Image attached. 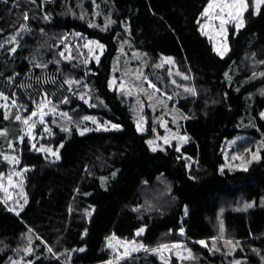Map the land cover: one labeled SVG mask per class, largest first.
I'll use <instances>...</instances> for the list:
<instances>
[{
  "label": "trees",
  "instance_id": "16d2710c",
  "mask_svg": "<svg viewBox=\"0 0 264 264\" xmlns=\"http://www.w3.org/2000/svg\"><path fill=\"white\" fill-rule=\"evenodd\" d=\"M208 1L0 0V81L11 79L8 93L30 113L33 105L18 87L23 77L53 73L71 84L53 104L68 113L67 125L51 122L38 141L60 145L59 159L21 135L12 119L17 108L12 120L0 109V129L13 124L16 155L14 166L0 155V176L21 170L27 198L15 213L0 190V264L25 255L28 244L29 264H104L111 257L106 238L132 239L140 228L148 248L188 243L192 257L171 264H264V95L249 97L264 85V1L257 11L248 6L243 27L229 28L223 56L199 28ZM73 32L103 44L97 61L83 57L75 35L69 58L61 55L62 40ZM118 38L144 52L146 74L160 91L175 94L188 135L179 151L174 143L153 151L151 117L139 132L123 97L109 87ZM162 55H171L180 73L152 67ZM89 115L118 127L81 134ZM234 135L251 150L263 143L247 171L220 169L222 143ZM117 264L165 263L145 249Z\"/></svg>",
  "mask_w": 264,
  "mask_h": 264
},
{
  "label": "rangeland",
  "instance_id": "374dc122",
  "mask_svg": "<svg viewBox=\"0 0 264 264\" xmlns=\"http://www.w3.org/2000/svg\"><path fill=\"white\" fill-rule=\"evenodd\" d=\"M264 0H244V3H240V0H209L205 5L199 16V28L200 31L206 35L210 40L215 52L223 56L228 51V31L231 26L237 29L236 25L241 21L244 23V13L248 6H252L254 11H257L259 5ZM246 5V7H245ZM205 9H208L206 15ZM239 14V15H238ZM235 17V19H233ZM222 21H224L222 26ZM17 30L15 33H17ZM78 36L79 41L77 43L78 51L81 52L83 57L91 58L95 61L99 59L103 52V44L95 38H89L86 36H79L77 32L70 33L63 42L61 49V55L64 58H69L72 47L71 38ZM10 39L15 42L14 35ZM95 42V43H90ZM96 44L102 45V49L97 47ZM15 47V44L13 45ZM227 51L224 52V49ZM223 52V55L220 53ZM98 58V59H97ZM169 59L171 63H169ZM167 66V72H173L175 74L180 73L177 71V64L173 60L171 55H162L155 63L152 64L154 68H160ZM146 56L144 52L137 49H132L129 46V39L118 38V50L114 56L112 63V73L109 78V87L118 91L119 95L123 97V101L127 104L129 111L132 114L136 128L138 130V124L143 132L146 130L148 118L152 120V134L147 139L152 144L151 148H161L169 144L176 145L178 148L188 141V135L181 131L180 123L183 119V113L180 108L175 104V100L171 98L175 94H165L160 91L152 80L146 74ZM178 72V73H177ZM170 75V74H169ZM70 82L69 80H66ZM57 79L55 74L48 73L40 78H34L33 76L23 77L19 82L18 87L24 93L25 102L29 101L33 108L30 113H25L26 106L24 103L16 101L14 95L9 94V88L12 84L11 79H4L0 81V109L3 114L9 120H19L21 125V135H26L31 139L32 148L38 152H41L50 159H57L52 153L55 152L59 157V146L54 147L49 144L39 143V139L42 135H47L50 132L51 122H61L67 125L68 113L59 107H54L59 98L66 92L71 90V84ZM174 77H171L170 82H174ZM176 83L179 85V82ZM150 85H154L151 87ZM257 94L264 95V85L257 86L249 91V97L252 99ZM83 97V98H81ZM80 98L83 102L89 103V97L86 93L80 94ZM47 100V105L41 110L38 106L42 100ZM14 107V109H13ZM15 108L18 109L17 113L11 115ZM36 115H32V113ZM67 114V115H65ZM264 114V109L261 115ZM20 119H17V117ZM264 116V115H263ZM87 126L79 129L82 133L85 129H109L114 128L116 125L108 119L100 120L95 116H86ZM29 121L25 123L24 121ZM118 126V125H117ZM13 127L12 122L7 124V128L0 129V155L5 159L9 165L14 166L16 162V155L12 151L13 143L10 137L9 131ZM39 127V131L36 129ZM240 136L234 135L226 138L222 143L223 162L220 165V169H234L243 168L247 166V161L252 160L253 155H256L257 148L263 145L262 142L255 146V149H250L251 145L240 146ZM19 136L17 140H20ZM167 140L166 144L164 141ZM43 149H51V152L44 151ZM251 150V152H250ZM255 150V151H254ZM239 157V159H234ZM0 190L2 192V200L9 205V207L15 212L19 213L24 207L27 198L25 194L24 175L21 170L11 169L5 174L0 176ZM91 214V210L88 211ZM140 228L136 231V237L132 239L122 238L115 234H111L106 238V246L111 252V257L107 259L104 264H117L122 257L129 256L135 252L142 250H149L156 253L160 260L165 264H171L172 258L178 260L187 259L192 257V250L186 241H172L157 244L148 248L143 241L139 238L142 234ZM139 233V234H138ZM203 241V240H202ZM31 246L28 244L25 248V255L13 259L8 264H29L32 260L28 258V254Z\"/></svg>",
  "mask_w": 264,
  "mask_h": 264
},
{
  "label": "snow or ice",
  "instance_id": "6c2138e0",
  "mask_svg": "<svg viewBox=\"0 0 264 264\" xmlns=\"http://www.w3.org/2000/svg\"><path fill=\"white\" fill-rule=\"evenodd\" d=\"M240 3H244V0H240ZM245 7H246V5H245ZM208 13V9H205V13H202V15H206ZM239 15V14H238ZM28 17H27V14L25 15V19H27ZM47 18V17H46ZM233 19H235V17H233ZM110 23H112V21H109V24ZM223 23H224V21H222V26H223ZM236 27H237V29H239V28H241V27H243V22L241 21L240 23H238L237 25H236ZM90 43H95V42H90ZM0 46H2V45H0ZM96 46L97 47H100L101 49H102V45H99V44H96ZM13 51H15V49H13ZM227 51V48H225L224 49V52H226ZM221 55H223V52L222 53H220ZM98 59V58H97ZM169 63H171V60L169 59V61H168ZM66 83H70V82H68V81H66ZM74 83H79V81H75ZM151 87H154V85H150ZM189 91H192L191 89H189ZM0 95H2V94H0ZM81 98H83V97H81ZM65 102H66V100H65ZM47 100L45 99V100H42L41 101V103H40V105L38 106L41 110L47 105ZM32 115H36V113L34 112V113H32ZM65 115H67V114H65ZM262 115H264V114H262ZM17 119H20V117L18 116L17 117ZM85 119H90V118H88V117H85ZM26 124L27 123H29V121H24ZM112 127H114V128H116V127H118L117 125H113ZM138 130H142L141 128H140V126H139V124H138ZM85 131H87V129H85ZM81 134H83V133H81ZM184 140H185V142H186V138H184ZM166 144L168 143V141L167 140H165L164 141ZM149 144L151 145L152 144V142L151 141H149ZM44 151H49V152H51V149H43ZM153 151H155L156 149L155 148H153L152 149ZM177 151H179V148H177ZM54 156H56V158L57 159H59V157L56 155V153L55 152H53L52 153ZM234 159H239V157H235ZM258 159H260V157L258 156V155H253V157H252V160H249V161H247V164H250V163H252L254 160H258ZM242 170L243 171H247V167L246 166H244L243 168H242ZM115 175V174H114ZM246 208H250V207H252V205L251 204H248V205H246L245 206ZM141 232L143 231V229H141L140 230ZM139 234V233H138ZM199 243L200 244H202V245H205V246H207L206 245V242H204V241H199ZM228 243H231L230 241L228 242ZM83 249H81V251H82ZM49 251H51V249L49 248Z\"/></svg>",
  "mask_w": 264,
  "mask_h": 264
}]
</instances>
